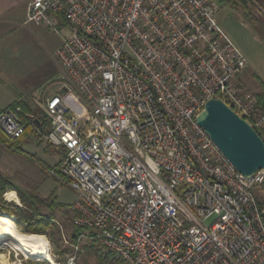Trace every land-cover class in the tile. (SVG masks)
Segmentation results:
<instances>
[{"label": "built area", "instance_id": "1", "mask_svg": "<svg viewBox=\"0 0 264 264\" xmlns=\"http://www.w3.org/2000/svg\"><path fill=\"white\" fill-rule=\"evenodd\" d=\"M217 12L214 0L28 1L25 24L70 27L59 92L39 107L63 152L47 172L76 194L77 242L123 264H264V170L243 176L195 121L216 99L264 131V97ZM19 112L0 111L10 140L26 130Z\"/></svg>", "mask_w": 264, "mask_h": 264}, {"label": "rangeland", "instance_id": "2", "mask_svg": "<svg viewBox=\"0 0 264 264\" xmlns=\"http://www.w3.org/2000/svg\"><path fill=\"white\" fill-rule=\"evenodd\" d=\"M214 1L218 8L216 20L219 26L239 48L248 62L249 68L242 76L243 83L254 94H263L257 79L264 83V0H249L251 5H249L248 11L239 4L238 0ZM64 24L61 28L57 27L59 32H53L44 26L25 24L23 18L7 35L0 34V69L3 73L2 82H0V106H3L15 93L14 97L16 98L17 95L18 98H21L32 114L42 113L39 107L40 102L55 92L62 82V74L54 59V52L63 37L70 32L68 24L66 22ZM41 115L45 119L44 114ZM35 141L38 142V147L42 146L49 154H54V150L45 140H43L44 142ZM16 147V145L8 147L9 150L3 148L4 151L0 152V173L10 179L23 192L35 195L39 200L48 203L54 202L58 205L53 214L55 222L58 223L55 224L60 230L59 250L62 253L52 254L55 248L47 233L42 236L48 242V254L54 256L56 262L60 261L61 263L69 257H75L78 264H100L99 257L87 251L90 244L82 242L73 244L72 242L73 228L69 220L66 219L64 208L75 201L76 194L66 183L47 175V171L42 170L44 165L40 164L38 160L43 159L53 166L56 164L57 158L46 159L39 153L37 159L30 151L23 148L27 153L25 155ZM11 192H14L18 199L17 202H12L14 204L12 207H20L21 202L17 193ZM7 193L4 194V199H6ZM255 194L258 200L264 203V187L257 189ZM6 201L9 202V200ZM41 213L43 216L50 215V211L45 207L41 208ZM15 224L21 231L19 228L21 225L17 222ZM62 234H64L67 244L63 242ZM95 248L98 253L102 254V260L111 254L106 250ZM1 258H4L8 264H21L18 260H21L22 264H48L45 259L26 256V254L9 247L0 250ZM104 264L123 263L112 255L107 261H104Z\"/></svg>", "mask_w": 264, "mask_h": 264}, {"label": "trees", "instance_id": "3", "mask_svg": "<svg viewBox=\"0 0 264 264\" xmlns=\"http://www.w3.org/2000/svg\"><path fill=\"white\" fill-rule=\"evenodd\" d=\"M238 2L246 11H248L249 6L248 7L245 6L241 0H238ZM248 2H249V5H251V2L249 0ZM64 23L65 22L62 23V26L65 25ZM257 80L260 83V87L262 91L264 92V83L259 79ZM263 97H264V93L261 95L260 94L257 95V98L259 101H261ZM7 108H10L12 110H15L16 108L20 109L18 116L23 121V123L26 125L25 133L31 126L34 125V121L30 117L31 110L28 108L27 104L21 100V98H18L17 95H16L14 102H12ZM259 136L262 138L264 142V131L260 133ZM20 139L10 140L9 138H7L4 134L0 132V143L1 144L6 145L8 143L9 144H12L15 142L18 143ZM8 147L11 148V146H8ZM262 187H264V185ZM11 191H15L17 193L18 198L20 199V202H21L20 207L15 206L13 208L12 206H14V204L12 202H7L4 199V194L7 192H11ZM257 202H258V206L260 210H263L264 203L260 202L258 198H257ZM44 207L50 211V215L48 216L41 215L42 214L41 208H44ZM57 207L58 205L54 202L48 203L44 200H39L33 194L23 192L10 179H8L7 177H5L4 175L0 173V218L9 220L14 223L17 222L19 225H21L19 226V228H21V231L24 233L39 234V235L48 233L51 239V243L55 248L54 253H52L53 255H59L62 253L59 250V242H61L60 230L58 226H56L57 224H55V218L53 214ZM64 209H65L64 214L67 215L66 219L69 220L72 226V215L70 213V208L69 206H67ZM4 214H7V215H4ZM4 216H6L8 219L5 218ZM72 228H73L72 242L74 244V243H77V237L80 234V231L74 229L73 226ZM87 245L90 246L89 248L87 247V251L89 253L96 254L97 257H99L100 264H104V261L105 260L107 261V259H109V257L112 256L110 254L109 257L108 256L106 257L107 259L105 258V260H102V254L98 253L97 249L95 248L96 246H94L92 243H87ZM58 262L61 263L60 261ZM43 264H46V263H43Z\"/></svg>", "mask_w": 264, "mask_h": 264}, {"label": "water", "instance_id": "4", "mask_svg": "<svg viewBox=\"0 0 264 264\" xmlns=\"http://www.w3.org/2000/svg\"><path fill=\"white\" fill-rule=\"evenodd\" d=\"M241 1L249 6L248 0ZM195 121L243 176L264 170L262 138L223 102L216 99L207 101Z\"/></svg>", "mask_w": 264, "mask_h": 264}, {"label": "crops", "instance_id": "5", "mask_svg": "<svg viewBox=\"0 0 264 264\" xmlns=\"http://www.w3.org/2000/svg\"><path fill=\"white\" fill-rule=\"evenodd\" d=\"M29 0H0V34L2 33L3 35H7V33H9L11 31L12 28H14L16 26V24L19 22V20L21 19H25V12H26V6ZM218 23V22H217ZM70 33V32H69ZM68 33V34H69ZM62 42V41H61ZM60 42V44H61ZM59 44V45H60ZM58 45V46H59ZM57 46V47H58ZM1 70V69H0ZM2 77H3V73L2 70L0 71V82H2ZM6 88H8L7 86H5ZM59 92V87H57L56 91L53 92L52 94H55ZM15 95V93H13ZM14 95L12 96L11 99H8L7 102H5V104L2 106H0V111H2L3 109L7 108L12 102H14L15 97ZM42 113L38 112L36 114H30V117L33 119L34 121V125L31 126L29 129L30 131L27 130V132L24 134L23 138H21L19 141V143L15 142L12 144H1L0 143V152L4 151L2 150L3 148L6 150H9L8 146H13L16 145V149L23 151V153L25 155H27V153L24 151V149L30 151L31 153L34 154V157L38 159L37 155L40 153L42 154V156H44L46 159L47 158H57L56 164L55 165H51L49 163H47L46 161H44L43 159H38L40 164H43L44 167H42L43 171H47V169H51L54 168L57 163L59 162L60 158L62 157L63 152L62 151H54V154H49L44 147L39 146L38 147V142H36L35 140H38L40 142H44L43 140V135L48 131L49 129V123L47 121V119L43 118ZM34 145V147H33ZM24 148V149H23ZM28 148V149H27ZM5 150V151H6ZM11 151V150H10ZM47 168V169H45ZM47 175L48 172H46Z\"/></svg>", "mask_w": 264, "mask_h": 264}, {"label": "bare ground", "instance_id": "6", "mask_svg": "<svg viewBox=\"0 0 264 264\" xmlns=\"http://www.w3.org/2000/svg\"><path fill=\"white\" fill-rule=\"evenodd\" d=\"M5 198L9 202L18 201L14 192L7 193ZM47 243L44 236L21 232L15 223L0 218V250L9 247L26 254V256L51 260ZM0 263L8 264L4 258L0 259Z\"/></svg>", "mask_w": 264, "mask_h": 264}]
</instances>
